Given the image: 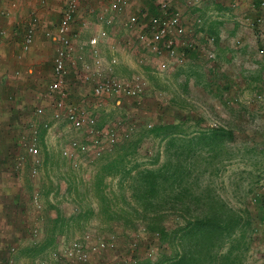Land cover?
<instances>
[{"label":"rangeland","instance_id":"rangeland-1","mask_svg":"<svg viewBox=\"0 0 264 264\" xmlns=\"http://www.w3.org/2000/svg\"><path fill=\"white\" fill-rule=\"evenodd\" d=\"M167 2L185 16L197 48L209 45L213 58L192 54L184 64L160 70L159 59L136 58L144 49L128 30L113 25L106 55L98 48L100 57L114 55L117 63L110 73L120 79L138 76L143 94L120 107L106 100L96 108V124L109 123L117 131L108 154L71 167L59 154L63 136H55L58 124L45 139L39 137L38 121L49 113L34 116L37 100L28 93L15 100L14 113L0 116V145L5 147L0 154V264H153L175 261L184 252L188 258L195 249L182 238L183 219L216 210L220 203L246 221L239 228L243 239L236 264H264V217L256 198L264 184V25L253 23L250 12L240 16L226 7L234 28L218 47L215 36L202 27L205 19L194 9L197 2ZM195 18L199 24L192 23ZM79 77L69 74L77 86L70 92L72 101L80 98L78 91L88 92V84L77 85ZM208 83L216 87L210 89ZM256 93L262 96L255 98ZM40 98L50 103L44 92ZM155 124L175 126L171 142L164 132L155 135ZM34 127L39 151L38 165L32 169L25 142ZM218 128L226 133L220 142L199 137L204 130ZM69 134L64 133L65 139ZM119 158L111 174L100 173L108 159ZM98 176L99 189L93 183ZM147 176L157 190L150 198L154 205L144 203L141 195ZM176 190L182 192L178 199ZM153 218L161 219L166 236L147 229ZM72 239L88 243L86 262L62 255ZM32 240L38 248H32ZM231 244L215 243L211 256Z\"/></svg>","mask_w":264,"mask_h":264},{"label":"built area","instance_id":"built-area-1","mask_svg":"<svg viewBox=\"0 0 264 264\" xmlns=\"http://www.w3.org/2000/svg\"><path fill=\"white\" fill-rule=\"evenodd\" d=\"M90 1L98 5L95 12V23L98 27L85 42L88 47L87 59H85L81 54L74 55L73 39L76 34L70 26L80 3ZM148 1H151L154 6L153 13L149 12L147 6H139L127 12L126 9L131 5L130 0H63V6L54 27L43 32V36L53 42L51 76L44 88V95L51 98L49 103L51 112L47 119L38 121V124L44 130L43 139L49 134L50 127L58 124L60 129L55 136H63L59 154L71 164V167L77 166L80 162L95 161L108 154L117 140V131L113 125L106 123L99 126L96 124V108L106 100H113L117 106L123 101H138L143 94L142 81L138 76L133 75L129 79H120L110 73L117 63L114 55L106 59L100 57L97 48L99 41L108 40L111 36V33L104 28L105 26L116 24L128 30L133 36L134 43L144 49L139 60L155 57L159 59L157 68L160 70L168 68L171 63H182L187 53L202 55L206 60L213 58L209 45L202 49L197 48L193 30L178 7L168 3L167 0ZM210 1L229 7L233 14L236 12L240 16L250 12L253 16V23L257 26L264 25V0ZM1 13L6 15L7 11L3 10ZM199 22L200 19L195 18L192 23L199 24ZM36 23V16L33 13L30 14L21 38L22 52H27L31 46ZM86 26L88 22L83 20L81 27ZM2 34L3 30L0 29V36ZM206 40L208 42L206 44H210L212 38H206ZM70 67L76 70L75 73H79V86L89 85L88 92H80V98L77 101L69 99L72 89H77L76 83L69 79ZM32 114L40 117L43 114V108H34ZM65 132L70 133L66 139ZM37 136L34 127L25 142V155L33 159L32 169L38 165ZM23 158L21 156L19 160ZM259 193L262 198L261 204L264 206V184L260 186ZM33 203H35V197H33ZM84 241V239H72L63 249L62 255L74 260L72 262H86L89 252L86 247L88 243ZM55 255L56 253L52 252V256Z\"/></svg>","mask_w":264,"mask_h":264},{"label":"crops","instance_id":"crops-1","mask_svg":"<svg viewBox=\"0 0 264 264\" xmlns=\"http://www.w3.org/2000/svg\"><path fill=\"white\" fill-rule=\"evenodd\" d=\"M40 1L41 0H0V29L3 30V34L0 36V116L6 115L7 113H14L15 107H17L15 100H17L20 95H23L22 93L32 95L37 100L36 103L38 107H42L45 114L51 112V105L48 104V101L41 100L40 98V95L44 92L45 84L51 76V59L53 55V42L43 36V32L46 29L54 27L63 6V0H43V3ZM190 1H192V4L197 2L194 9L201 17L204 16V19H207L206 21L204 20V25L202 24V27L215 36L216 43L218 47H220L223 43L221 38L223 36L225 37L234 28V26H230L228 22L229 14L226 12L228 11L227 8L220 4H214L210 0ZM130 4L131 5L126 9L127 12L133 11L139 6H147L150 13L154 12V6L151 1L130 0ZM97 6L98 5L92 1L89 3L83 2L80 3L75 13L73 22L70 26L73 33L76 34V37L73 39L75 47L74 55L81 54L83 57H87L88 47L85 45V42L90 35L94 34V31H96L98 27L95 23ZM3 10L7 11L6 15L1 13ZM32 13L37 18V23L34 26L33 41L29 50L27 52H22L20 49L22 34L26 21ZM83 20L88 22V26L90 23L88 28L81 27V22ZM113 27L114 26H105L104 28L111 33L113 31L111 28ZM108 42L109 40H100L98 43L97 48L100 49L103 56L106 55L105 47H108ZM263 46L264 45L261 44V47ZM221 49L224 48H220V50ZM135 56L139 58L140 54ZM186 61L188 60L186 59L180 63V65L184 64ZM170 65L171 64H169V66ZM69 70V74H76V70L73 69V67H70ZM45 74L46 77L41 76ZM208 84L210 89L216 87L215 84ZM77 85L79 86L80 83ZM79 94L80 91H78V95ZM261 96V93L255 94V98ZM4 151L5 147L0 145V154ZM1 232L0 230V233ZM32 241H35V246L32 248L36 249L38 246L36 244L37 241ZM16 248L17 247L14 246V249ZM31 262L32 261H20V264L34 263V261Z\"/></svg>","mask_w":264,"mask_h":264},{"label":"trees","instance_id":"trees-1","mask_svg":"<svg viewBox=\"0 0 264 264\" xmlns=\"http://www.w3.org/2000/svg\"><path fill=\"white\" fill-rule=\"evenodd\" d=\"M220 4L221 3H214ZM230 9L229 7H227ZM212 39L213 37L210 36ZM216 41V40H215ZM192 53H187L185 59L191 57ZM194 55V54H193ZM192 55V56H193ZM34 76V75H33ZM35 79V78H34ZM33 80V79H32ZM120 107V105H118ZM29 109V108H28ZM33 111V108L32 110ZM10 112V111H8ZM39 125V124H38ZM41 126V125H40ZM175 126L172 124L165 125H153L151 130L158 134L164 132L169 136V141H172V137L175 134ZM44 130L41 127V131L38 133L39 137L42 138ZM225 131L221 128L204 130L203 133H200V138L204 139L205 142H220L225 137ZM113 148V146H112ZM119 151H121L119 149ZM10 153V152H9ZM124 151L122 153L126 154ZM120 162L121 159H108L105 164L102 166L100 171L101 174L108 175L111 174L114 170L116 162ZM150 174V172H147ZM101 176L95 179L93 182L95 186L98 187L101 185ZM181 190V189H180ZM184 190V189H182ZM157 191L154 187V183L150 176H147L144 179V185L141 191L144 203H150L152 205L155 202L151 201L150 198L153 196V193ZM175 199L180 198L182 192L176 190ZM258 197L257 202L261 207V212L264 217V206L261 204V194L257 193ZM151 201V202H149ZM184 220V225L179 229L182 231V238H186L189 241V246H192L195 250L191 252L189 250V256L185 252L175 261H156L153 264H212L213 261H216V264H236L238 259V253L236 252L239 246V242L243 239V234L240 227L246 223L245 219L238 215L235 211L230 210L224 204L220 203L216 210H212L209 213L202 214L200 216H191ZM147 229L152 232H158L160 235L166 236L164 229L161 225V219L156 218L152 219L149 225H146ZM263 234H264V225H261ZM238 230L240 233H238ZM237 232V233H236ZM236 233V237H235ZM231 240L232 244L223 252L216 254L214 257L211 256L210 249L214 247L215 243L221 245L223 242ZM241 244V243H240ZM187 258V259H186ZM138 264H151L146 261H141Z\"/></svg>","mask_w":264,"mask_h":264}]
</instances>
